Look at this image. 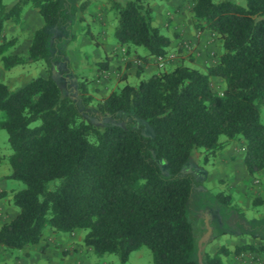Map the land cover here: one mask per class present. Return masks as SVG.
Instances as JSON below:
<instances>
[{
    "label": "trees",
    "instance_id": "obj_1",
    "mask_svg": "<svg viewBox=\"0 0 264 264\" xmlns=\"http://www.w3.org/2000/svg\"><path fill=\"white\" fill-rule=\"evenodd\" d=\"M108 1L121 47L128 53L145 47L146 53L137 54L144 64L149 57L168 56L172 40L154 24L150 0ZM65 2L0 0L5 69L40 60L51 65L52 29L74 14ZM87 6L80 4L82 10ZM27 9L36 10L42 24L24 54L9 52L14 39L2 34L5 22L19 21ZM191 22L197 33L217 35L218 61L205 71L182 62L137 85L126 83L96 103L90 114L98 120L85 118L91 100L87 86L81 84L78 99L65 94L50 68L14 89L0 81V129L11 148L6 178L24 184L0 191V199L19 209L0 225V247L14 251L38 244L48 226L55 233L83 230L85 246L98 256L116 254L121 262L143 246L154 264H224L223 256L264 250L249 242L203 253L193 233L192 207L202 183L192 170L195 153L203 151L207 163L241 141L248 175L264 169V0L245 5L194 0ZM110 59L99 68L107 69ZM212 77L224 81L222 90L212 87ZM147 126L151 136L143 133ZM214 197L221 209L231 204L229 193ZM205 231L207 239L218 235L207 224Z\"/></svg>",
    "mask_w": 264,
    "mask_h": 264
},
{
    "label": "rangeland",
    "instance_id": "obj_2",
    "mask_svg": "<svg viewBox=\"0 0 264 264\" xmlns=\"http://www.w3.org/2000/svg\"><path fill=\"white\" fill-rule=\"evenodd\" d=\"M65 1V8L73 9V11L76 13L78 8L76 0ZM105 1L106 3H108L105 15L111 21L112 26H110L109 31L111 34H113L115 28L113 26H115L116 24V16L115 12L110 8V2L108 0ZM150 1L154 9V24L158 25L165 34L171 37L173 41L171 43V47L169 48V54L165 57L164 65L159 66L158 61L156 60V71H160L162 69H171L182 62H185V64L187 65L192 55V51L189 45L190 43L186 45V39L184 38L183 34L180 33V31H177V29L175 28V24H187L191 32L194 33L195 30L191 22L192 5L194 0ZM234 1L242 5H245L246 3V0ZM3 2L6 4H11L15 2V0H3ZM94 4L92 5V7L89 5L87 6L88 11L95 8ZM98 5L99 6L96 9L97 11L101 12V4ZM80 12L83 15V10ZM179 18L181 22L175 23V21H177V19ZM41 24L42 19L40 15L36 10L33 9H27L21 16L20 20L17 22H5L2 34L7 39H14V45L9 48V52L22 54L31 41L33 31L40 27ZM82 25L83 26L76 29L75 33L77 35L71 40L72 43L70 44L66 40H63L61 42V34H55V36L51 37L49 44L52 53V63L49 67L42 60L30 63L28 65H18L10 69H5L0 63V81H3L10 88L14 89L25 84L38 75H46L47 69L50 68L61 90L65 94L78 99L80 97L81 84L87 86L88 94L91 96V100L89 105L84 107L86 116L85 118L87 120H98V116L93 117L90 113L94 111L96 103L102 100L104 98V95L98 92L101 88H97L95 86L98 82L97 80H99V74L97 71H95L94 68H99V63L105 61L107 56H105V51L102 50L101 57L103 58L98 61L95 60L91 69L88 66V64L90 63L89 60H84L81 58V56H79L78 51L90 52L92 51V49H94L93 47L97 45L96 38L93 36V39H91L89 37L91 33H89L88 35L86 34L89 28L87 24L84 23ZM93 32L96 31L93 29ZM111 38L115 39V37ZM217 39V36H215L211 41L216 42V46H220V43L219 41H217ZM83 40L89 42H84ZM174 41H176V44H174ZM125 50L126 49H124V51ZM121 52L123 53V50ZM138 53H146L145 47L139 46L136 48V51L132 50L131 52H129L130 58H125L124 64L126 63V70H130V72L122 71L120 69L119 73L117 74L118 76L115 78L118 79L119 82L116 89L121 88L126 83L137 85L140 79H146L150 76L146 73L142 74L144 71V66L142 63V59L137 55ZM116 55H119L118 52H116ZM181 59L186 60L181 62ZM124 64H122V66L120 67H123ZM141 67L143 68V70L138 74V70ZM112 85L113 84L109 85L110 89L108 88V94L111 92L110 90ZM213 88H216V86L214 85ZM1 115L2 113L0 112V118ZM260 116L261 121L264 123V104H262L260 107ZM102 120L106 121L108 120V118L103 117ZM143 133L145 135L151 136L153 134L152 128L147 126ZM222 139L225 138L223 137ZM229 145L234 148V151L236 153H241L243 150V143L241 141H233ZM10 153L11 148L7 140V132L4 129H0L1 176H4L5 174L3 173H5L7 170H10L8 161V155ZM203 156V151L195 153L194 161L192 164V170L199 180L203 176V170L205 169L204 165L206 164L202 160ZM224 159L228 158H223L222 160L224 161ZM234 159L230 158L229 162L230 160ZM211 160L213 161V163L219 161L217 157L211 158L210 161ZM239 169L240 168L235 163L234 166L229 170L230 173L239 175ZM263 175L264 170L262 174L258 173L254 177L256 180L253 179L249 182L248 188H246L243 194L242 192L241 194L238 192L240 195H238L237 193H230V191L231 189L236 188L238 185H241V183L238 182L239 184H234L233 179L231 177H227V175L224 176V178H221L217 183L218 188L222 190L213 189V187H210L208 189L207 185V188H204V190L202 186L198 185L196 187L192 205L193 233L195 241L197 242L198 247H200L203 253H213L220 246H226L232 249L237 243L251 242L257 246L264 245V204H259L258 202L261 199V196H259L260 191L264 190V186L262 187L264 183ZM241 181H243L242 178ZM9 183L10 186H13L14 188L8 189V192L15 191L24 187V184L18 180L11 179ZM259 185L262 188L259 187V189H256V186ZM218 192H222L225 194L229 193L231 195L233 194L230 206L223 207L222 209L220 206H218L217 200L214 197L215 193ZM6 205V207L0 209L1 213L5 212V214L3 213L4 215H0V222L1 220L8 221L12 217H14V208L17 211L19 210L16 206H13L8 199H6ZM215 205L217 207H215ZM205 206L208 209L204 210ZM210 220H212V233L218 235L207 239V231H205V226L206 221ZM220 231L225 232L220 233ZM60 234L67 235L69 237V241L72 240L73 243H75L76 245H81L83 249H85L86 264H154L151 251L145 246L131 252L128 260L125 262H121L116 254H105L103 256H98L90 247H87L83 244V236L85 234V231L83 230H77L74 233H55L50 227L47 226L45 228L43 238L47 239L57 237V235ZM56 239L57 238H55V240ZM60 245L61 244H57L55 246V250L60 248ZM76 249H78V247ZM69 251L70 250H67V252ZM68 254L69 253H66L64 256H68ZM222 258L224 264H259L261 262L264 263V252L247 251L239 256L229 255L223 256ZM30 261V252L25 255L23 254L22 249L7 251L4 250L3 247H0V264H29Z\"/></svg>",
    "mask_w": 264,
    "mask_h": 264
},
{
    "label": "crops",
    "instance_id": "obj_3",
    "mask_svg": "<svg viewBox=\"0 0 264 264\" xmlns=\"http://www.w3.org/2000/svg\"><path fill=\"white\" fill-rule=\"evenodd\" d=\"M82 1L83 0H76L77 6H78L77 12L76 13L74 12L75 14L71 16L70 20L65 25H63L60 28L52 29V35L55 36V34H61V38H62L61 42L63 40H66L70 44L72 43L71 40L77 35L75 33L76 29L83 26L82 24L84 23L87 24V26L89 27L87 32L91 33L96 38L97 43L96 42L95 43L97 45L93 47L94 49H92V51H90L92 54L89 51L87 52L78 51L79 56H81V58L84 60H89L90 63L88 64V66L90 67V69L93 66V63L95 60L98 61L103 58L101 57L102 50L105 51L104 52L106 54L105 56H108V57L112 56L111 59L109 60L107 69H99L98 67L94 68L95 71H97L99 74L98 76L99 80H97L99 83L97 82L95 86L97 88H101L99 89L98 92L100 94H103L104 97H106L110 89L109 88L110 84H113L110 91L116 89L117 84L119 82H118V79H115V78L118 76L117 74L119 73L120 69L122 71L130 72V70H126V66H125L126 63L124 64L125 58H130V55L126 50L124 51V49H126L125 47H121L114 38H111V37H114V31H113V34L110 33L109 30L112 24H111V21L105 15L108 3H106L105 0H84L83 2H87V5L91 7L95 2L97 3L94 4L95 8L90 9L89 11L87 9L88 7L84 8L83 15H82V13L80 12L82 11L80 8V4L82 3ZM98 4H101V10H102L101 12L97 11L96 9L99 6ZM176 22L180 23L181 22L180 18L177 19L175 23ZM175 28L177 29V31H180V33L183 34L184 38L186 39V45L190 43L189 45L192 51V55L187 65L194 66V67H197L205 71L208 66L213 65L214 63L218 61V56L220 54V46L219 45L216 46V42L211 41L215 36H217L215 33H210L208 31H204L202 33H197L196 31H194V33H192L187 24L184 25L181 23L179 25L175 24ZM93 29L96 32H93ZM83 41L89 42L85 40ZM217 41H219L220 43L219 39H217ZM174 44H176V41H174ZM28 46L26 47V49L28 48ZM26 49L24 50V52L26 51ZM122 50H123V53L121 52ZM24 52L22 54H24ZM116 52H118L119 54L118 56L116 55ZM156 60H157V57H153V56L149 57L147 64L143 63L144 71L142 74L146 73V74L151 75L155 73L157 70V66L155 64ZM185 60L186 59H181V62ZM122 64H124L123 67H120L122 66ZM25 65H28V64H25ZM211 85L212 87L215 85L216 88L214 89L216 90H222L224 88V81L220 77H212ZM243 153H244V150H242L241 153L240 152L236 153L234 151V148L230 145L225 147L217 155V158L219 159L218 162L213 163L212 160L211 161L209 160L204 165L205 169L203 170V176L200 179L202 180L203 184L201 183L199 186H202L203 190L204 188L206 189L207 187L208 189L210 187H213V189L218 190L219 188H218L217 183L219 182L221 178H224V176L227 175V177H231L233 179L234 184L241 183V185H238L236 188L231 189L230 193H234V194L237 193L238 195H240L242 192L243 194L246 188H248L249 182L253 179L256 180L254 177H251L250 175H248L245 169V166L243 163ZM223 158H228V159H224L223 161L222 160ZM230 158L234 160H230L229 162ZM233 163L234 164L236 163L237 166L240 168L239 175L235 173H230L229 169L234 166ZM263 170L260 172L261 174ZM9 172L10 170H7L5 173H3L5 174L4 176L0 175V191L14 188L13 186H10L9 182L11 179L6 178ZM241 178L243 179V181H241ZM263 186H264V183L262 187ZM259 187L261 186L260 185L256 186V189H259ZM219 190H222V189H219ZM259 196H261V199L258 201L259 204H264V190L260 191ZM6 199L5 198L0 199V209L7 206ZM215 207L217 206L215 205ZM206 209L207 208L205 206L204 210ZM13 211H14V216H16L18 211L15 208L13 209ZM3 213L5 214V212H2V213L0 212V215H4ZM4 222L6 221L1 220L0 225ZM207 234L209 235V232H207ZM55 238L57 239L55 240ZM57 244H61V245H60V248L55 250V246ZM237 244H242V243H237ZM77 247L78 249H76ZM67 250H70V251L67 252ZM22 252L25 255L28 254V252H30V257H31L30 263L31 264H86L85 249H83L81 245H76L75 243H73L72 240L69 241V237L65 234H60V235H57V237H52V238H47V239L42 238L38 244L29 245L25 247L24 249H22ZM66 253H69L68 256H64ZM259 264H264V263L261 262Z\"/></svg>",
    "mask_w": 264,
    "mask_h": 264
},
{
    "label": "built area",
    "instance_id": "obj_4",
    "mask_svg": "<svg viewBox=\"0 0 264 264\" xmlns=\"http://www.w3.org/2000/svg\"><path fill=\"white\" fill-rule=\"evenodd\" d=\"M157 61L159 66H163L165 63V58L164 57H157Z\"/></svg>",
    "mask_w": 264,
    "mask_h": 264
},
{
    "label": "water",
    "instance_id": "obj_5",
    "mask_svg": "<svg viewBox=\"0 0 264 264\" xmlns=\"http://www.w3.org/2000/svg\"><path fill=\"white\" fill-rule=\"evenodd\" d=\"M207 227H208V231H211V227L209 226L208 221H206Z\"/></svg>",
    "mask_w": 264,
    "mask_h": 264
}]
</instances>
